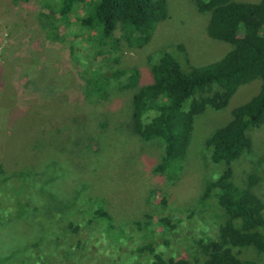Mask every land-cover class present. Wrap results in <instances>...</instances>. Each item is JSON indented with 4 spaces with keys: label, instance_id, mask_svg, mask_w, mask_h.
<instances>
[{
    "label": "rangeland",
    "instance_id": "rangeland-1",
    "mask_svg": "<svg viewBox=\"0 0 264 264\" xmlns=\"http://www.w3.org/2000/svg\"><path fill=\"white\" fill-rule=\"evenodd\" d=\"M57 1L0 0V264H139L155 253L204 264L195 261L197 241L215 238L223 222L215 198L200 199L222 168L205 141L258 93L260 79L240 85L225 107L196 115L182 170L170 179L155 171L162 142L132 129L137 87L123 86L128 74L111 79L101 98L86 95L87 79L135 69L140 86L163 51L200 65L232 45L207 34L210 13L194 0H167L168 16L141 47L120 29L116 47L98 46L79 25L80 8L51 41L42 14ZM249 134L252 148L232 162V181L246 186L257 176L250 189L264 202V121ZM239 256L264 261L252 247Z\"/></svg>",
    "mask_w": 264,
    "mask_h": 264
},
{
    "label": "trees",
    "instance_id": "trees-1",
    "mask_svg": "<svg viewBox=\"0 0 264 264\" xmlns=\"http://www.w3.org/2000/svg\"><path fill=\"white\" fill-rule=\"evenodd\" d=\"M194 1L200 12L210 13L207 34L232 45L221 58L200 65L185 58L184 64L175 54L163 51L152 61L151 82L138 86L135 69L118 70L109 77L96 72L87 79L86 95L105 96L111 79L127 73L123 86L137 87L132 96V129L145 141L162 142L163 154L155 171L175 179L182 170L196 115L207 107L216 110L225 107L240 85L259 78L258 93L236 106L232 118L215 128L205 141L211 161L222 168L208 182L200 199L203 203L213 196L222 210L223 222L215 238L197 241L201 255L195 261L264 264L239 256L250 247L264 254V202L250 189L257 176L250 175L246 186L232 181V162L251 150L249 132L264 121V0ZM78 8L83 11L79 25L98 46L116 47L118 39H114V32L120 29L121 38L128 45L141 47L149 42L158 23L168 16L167 0H58L55 8L42 14L46 38L62 39ZM175 50L183 52L184 47L176 45ZM98 51L101 53V49ZM1 169L0 165V172ZM97 214L110 220L102 209ZM139 264L196 263L155 253L152 260Z\"/></svg>",
    "mask_w": 264,
    "mask_h": 264
}]
</instances>
